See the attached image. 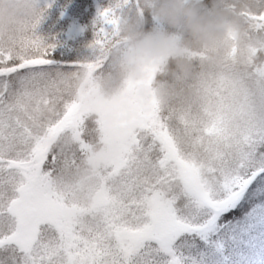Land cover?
<instances>
[{"label":"snow or ice","instance_id":"snow-or-ice-1","mask_svg":"<svg viewBox=\"0 0 264 264\" xmlns=\"http://www.w3.org/2000/svg\"><path fill=\"white\" fill-rule=\"evenodd\" d=\"M44 12L0 44V264H264V14L241 70L233 44L195 99L116 108L72 90L118 46L115 8L72 71L37 33Z\"/></svg>","mask_w":264,"mask_h":264},{"label":"clouds","instance_id":"clouds-1","mask_svg":"<svg viewBox=\"0 0 264 264\" xmlns=\"http://www.w3.org/2000/svg\"><path fill=\"white\" fill-rule=\"evenodd\" d=\"M150 15L173 31L147 28L138 16L125 15L119 23V44L108 50L105 71L81 72L72 90L87 107L127 108L130 99L146 103L155 97L162 105L173 99H195V82L206 68H220L239 51L234 66L244 67L250 15L264 14V0H140ZM40 0H0V44L10 45L25 34L38 15ZM179 34L182 39L177 38ZM156 63L150 86L146 69ZM131 85V87H129Z\"/></svg>","mask_w":264,"mask_h":264},{"label":"trees","instance_id":"trees-1","mask_svg":"<svg viewBox=\"0 0 264 264\" xmlns=\"http://www.w3.org/2000/svg\"><path fill=\"white\" fill-rule=\"evenodd\" d=\"M52 5L48 8H42L45 10L42 20L43 23L37 28V33L41 36L42 25L46 23H52L54 25L53 30L68 31L70 34L80 36L81 45L79 47H70L64 44L63 40L59 36H54L53 33L44 35L48 38H44L46 42L54 44L52 49V58L63 69L72 71L75 70L79 64L83 62H91L85 57L83 46L88 45V41L95 39V25H94V12L98 7L106 6L109 0H51ZM133 8V16H138L146 21L147 28H155L159 31H173L168 28L166 24L157 20L155 17L150 16L145 9L141 6L140 0H128ZM203 3L210 4V0H203ZM45 4V3H42ZM62 4V6H60ZM47 5V4H46ZM48 6V5H47ZM73 15H77V21L71 24L73 21ZM177 38L182 39L179 34H176ZM94 61V60H93ZM109 64L108 61L104 63L99 71L107 70Z\"/></svg>","mask_w":264,"mask_h":264},{"label":"rangeland","instance_id":"rangeland-1","mask_svg":"<svg viewBox=\"0 0 264 264\" xmlns=\"http://www.w3.org/2000/svg\"><path fill=\"white\" fill-rule=\"evenodd\" d=\"M45 3V4H42ZM48 6H47V5ZM42 5L44 8H48L49 5H52V1L51 0H40V8H42ZM116 5H120V7H116ZM60 6H62V4H60ZM109 7H113L116 10L117 15L120 18H123L125 15L131 17L133 16V8L131 3L128 0H109V2L107 3L106 6L103 7H98L95 10V16H94V27L97 31V29L100 27V22L98 20V16H99V12L102 9L105 8H109ZM77 15H73V21H71V24H73L74 22L76 23L77 21ZM44 21L41 20V23H43ZM54 25L52 23H46L45 25H42V32L43 34H41V37L43 38H48V36H44L50 33H53L54 36H59L65 45L70 46V47H79L81 45V37L77 36V35H73L70 34L68 31H63V30H57L54 31L53 30ZM104 27L106 28L107 31L111 32L112 31V26L111 25H104ZM92 43V41H88V45L87 46H83V51L85 53V57H87L88 61H93L96 59L98 52L96 49H93L92 47H90V44ZM107 66H109V64H107Z\"/></svg>","mask_w":264,"mask_h":264}]
</instances>
